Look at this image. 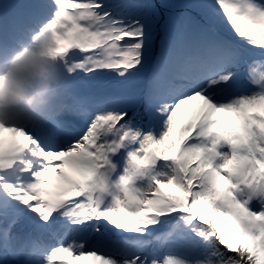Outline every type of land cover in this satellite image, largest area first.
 I'll use <instances>...</instances> for the list:
<instances>
[{
  "label": "snow or ice",
  "instance_id": "snow-or-ice-1",
  "mask_svg": "<svg viewBox=\"0 0 264 264\" xmlns=\"http://www.w3.org/2000/svg\"><path fill=\"white\" fill-rule=\"evenodd\" d=\"M34 7L0 46L54 44L64 81L0 124V264H264V0L190 5L232 35L159 54L149 5Z\"/></svg>",
  "mask_w": 264,
  "mask_h": 264
},
{
  "label": "clouds",
  "instance_id": "clouds-1",
  "mask_svg": "<svg viewBox=\"0 0 264 264\" xmlns=\"http://www.w3.org/2000/svg\"><path fill=\"white\" fill-rule=\"evenodd\" d=\"M50 47L35 38L0 46V124L19 126L55 97L64 75Z\"/></svg>",
  "mask_w": 264,
  "mask_h": 264
},
{
  "label": "rangeland",
  "instance_id": "rangeland-1",
  "mask_svg": "<svg viewBox=\"0 0 264 264\" xmlns=\"http://www.w3.org/2000/svg\"><path fill=\"white\" fill-rule=\"evenodd\" d=\"M186 9L179 11L178 21L175 23L174 33L171 37L169 33L160 36L158 31L153 28L156 36L154 40V48L157 54L160 53L161 48L164 46L166 39L171 44L173 49L180 47L194 48L200 38L201 30L208 38H214L216 36L230 37L232 31L230 26L223 19L220 20H208L205 18L202 10L194 7H190L193 4L200 3H212L213 0H184ZM8 2V3H7ZM2 2L0 0V14H5L0 17V24L8 25L12 27L14 23L22 24L24 22V16L26 14L36 11L35 5L45 2V0H21L15 3L14 0ZM139 4L141 0H138ZM153 24V22H152ZM158 29V28H157ZM151 75V65L147 66L142 72L136 77L127 89L130 92H139L140 90L146 89L148 86V79ZM73 95L84 97L92 94V90L84 89L76 86L73 90ZM65 104L72 103L70 97L65 96L61 99ZM71 119L70 121H76L75 115L66 113Z\"/></svg>",
  "mask_w": 264,
  "mask_h": 264
},
{
  "label": "trees",
  "instance_id": "trees-1",
  "mask_svg": "<svg viewBox=\"0 0 264 264\" xmlns=\"http://www.w3.org/2000/svg\"><path fill=\"white\" fill-rule=\"evenodd\" d=\"M14 1L17 3L21 0ZM130 2L139 4L138 0H130ZM140 4L149 5L144 10L150 14L153 28L155 29L156 27L160 36L169 33L171 37H174V27L178 21L179 11L187 8L184 0H141ZM155 38L156 36L154 34V40Z\"/></svg>",
  "mask_w": 264,
  "mask_h": 264
}]
</instances>
